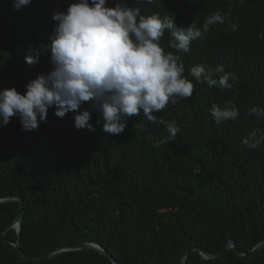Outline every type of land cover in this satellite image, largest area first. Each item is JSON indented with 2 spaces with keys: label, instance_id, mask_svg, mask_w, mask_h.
<instances>
[{
  "label": "trees",
  "instance_id": "trees-1",
  "mask_svg": "<svg viewBox=\"0 0 264 264\" xmlns=\"http://www.w3.org/2000/svg\"><path fill=\"white\" fill-rule=\"evenodd\" d=\"M73 2L31 0L17 10L13 0H0V90L15 87L23 94L29 81L52 70L45 46L56 26L53 15ZM118 2L107 0L109 7ZM127 3L143 15H173L185 28L202 29L217 11L225 17L187 53L168 46L170 32L161 38L195 88L190 98L153 115L175 121L181 131L158 143L168 135L165 126L141 113L122 134L111 135L87 103L83 110L90 111L95 131L77 130V113L60 118L55 108L32 131L18 117L0 126V197L17 195L23 202L24 254L10 243L17 239L10 225L19 202L0 203V264H112L94 249L28 257L80 242L98 244L116 264H179L193 246L216 253L234 240L247 252L264 238V144L250 149L242 143L252 130L264 131V118L248 113L252 106L264 108V0ZM37 52L38 62L29 65L25 57ZM196 65L213 72L223 65L234 74L232 87L195 83L189 73ZM213 105L236 107L238 117L217 124ZM185 264H264V244L245 257L230 248L205 259L193 250Z\"/></svg>",
  "mask_w": 264,
  "mask_h": 264
},
{
  "label": "clouds",
  "instance_id": "clouds-1",
  "mask_svg": "<svg viewBox=\"0 0 264 264\" xmlns=\"http://www.w3.org/2000/svg\"><path fill=\"white\" fill-rule=\"evenodd\" d=\"M30 2L13 0V6L19 10ZM153 2L135 0V5ZM53 20L56 26L45 46L52 70L29 81L23 94L15 87L0 90V126L18 117L21 127L32 131L46 120L49 108H55L60 118L77 113L73 119L77 130L95 131L89 123L90 111L83 110L87 103L99 113L97 123L102 122L104 132L120 135L128 121L142 113L147 120L165 126L168 135L158 143L167 144L181 129L175 121H157L153 114L190 98L195 84L185 75L179 55L165 51L161 38L170 32L174 42L168 46L187 53L193 41L205 39L210 26L224 23L225 17L217 11L205 19L202 29L194 24L185 28L176 25L173 15H143L139 6H129L127 0H119L112 7L107 0H75L66 12L54 13ZM38 57L37 52L25 60L33 65ZM219 73L222 75L215 78ZM189 75L195 83L221 89L231 88L229 80L234 78L223 65L214 72L196 65ZM248 113L264 118V108L258 106L250 107ZM238 114L236 107L211 108L217 124L235 120ZM242 143L250 149L259 148L264 144V131L252 130Z\"/></svg>",
  "mask_w": 264,
  "mask_h": 264
},
{
  "label": "water",
  "instance_id": "water-1",
  "mask_svg": "<svg viewBox=\"0 0 264 264\" xmlns=\"http://www.w3.org/2000/svg\"><path fill=\"white\" fill-rule=\"evenodd\" d=\"M7 201H18L19 202V206H18V209L16 211L15 217L12 221V224L10 225V226L14 227V229L17 233V239L15 241H10V243L13 246H15V248L17 249V251L21 255H24L21 252L20 247H19V234H20V229H21V221L23 218V202H22L21 198L18 197L17 195H9V196L0 197V203L7 202ZM5 231L2 232L3 235H4ZM263 244H264V238L260 242H258L255 246H253L249 251L241 252L239 249H237L234 240H228L227 242H225L223 244L221 249L216 253L193 246V247L188 248V250L185 252V254L181 256L179 264H185V260L187 258L188 253L190 251H193V250H197L199 252V254L205 259L217 258V257L221 256L226 250H228L230 248L234 250V253L238 257H245V256H248V255L255 253L257 250H259L262 247ZM82 249H94V250L98 251L99 253L106 255L111 260L112 264H116L115 260L101 246H99L98 244H95V243H91V242H80V243H76V244H72V245L58 247L52 251H48V252L40 255V256H28V257L32 258V259H37L38 257H49L55 253H59L62 251H68V250L76 251V250H82Z\"/></svg>",
  "mask_w": 264,
  "mask_h": 264
}]
</instances>
